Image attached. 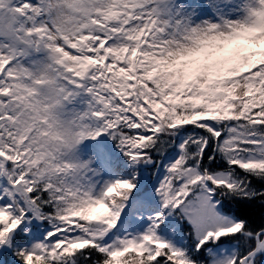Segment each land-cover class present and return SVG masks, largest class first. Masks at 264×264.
<instances>
[{
    "label": "snow or ice",
    "instance_id": "6c2138e0",
    "mask_svg": "<svg viewBox=\"0 0 264 264\" xmlns=\"http://www.w3.org/2000/svg\"><path fill=\"white\" fill-rule=\"evenodd\" d=\"M0 264H264V0H0Z\"/></svg>",
    "mask_w": 264,
    "mask_h": 264
}]
</instances>
